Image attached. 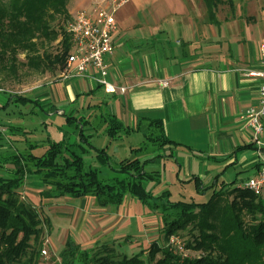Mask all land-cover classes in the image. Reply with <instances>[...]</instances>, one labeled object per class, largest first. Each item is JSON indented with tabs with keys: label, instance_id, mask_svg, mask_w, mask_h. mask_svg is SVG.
<instances>
[{
	"label": "crops",
	"instance_id": "crops-1",
	"mask_svg": "<svg viewBox=\"0 0 264 264\" xmlns=\"http://www.w3.org/2000/svg\"><path fill=\"white\" fill-rule=\"evenodd\" d=\"M116 21L109 80L128 91L114 94L111 109L131 127L141 122L147 129L150 120H161L167 137L179 144L159 151L172 162L170 169L164 162L161 180L168 173L184 183L199 180L201 190L217 183L214 190H219L222 183L228 188L256 177L264 152L254 147L242 115L259 104L264 83L261 75H249L264 72V0H223L215 17L208 15L204 0H130L118 9ZM80 81L96 89L81 78L59 76L31 98L52 119L63 116L60 104L75 115ZM9 102L7 94L0 95V108ZM62 134L61 140L70 135ZM74 134L71 129L73 140ZM224 164L240 169L231 181L224 179ZM131 198L119 208L100 207L93 197L78 203V210L74 203L72 210L83 216V227L74 234L78 244L89 249L104 238H120L118 227L132 219L127 218L134 207ZM69 227L63 228L66 237L74 233Z\"/></svg>",
	"mask_w": 264,
	"mask_h": 264
},
{
	"label": "trees",
	"instance_id": "trees-1",
	"mask_svg": "<svg viewBox=\"0 0 264 264\" xmlns=\"http://www.w3.org/2000/svg\"><path fill=\"white\" fill-rule=\"evenodd\" d=\"M204 1L208 5V15L215 17L223 0ZM68 3L69 0H0V69L13 73L19 55L25 53L28 68L47 72L56 65L61 75L72 50L71 37L65 27L57 30L54 24L61 17L69 19ZM54 41H57L58 52L41 54L39 47ZM100 90L111 96L113 102L114 94L106 93L101 87L85 95L98 98L96 93ZM7 95L9 103H32L45 111L38 100ZM110 101H92L77 108L75 115L62 114L76 139L70 140L71 133L60 141L47 138L49 147L41 155L33 153L38 144L27 139L13 140V145L7 149L0 142V264H39L43 218L32 204L20 198V189L28 177H34L46 187L41 192L46 199L93 197L100 207H120L129 196L136 198L160 213L165 239L187 231L190 238L186 241V248L201 252L199 258L181 261L179 256L155 241L147 251L129 256L105 242L83 249L70 236L60 253L62 264H264V200L249 190L238 188V183H233L229 189L222 183L221 188L214 190L210 200L204 203L172 201L169 190L155 196L146 183L161 182V172L149 169L161 155L145 160L124 158L114 167L107 148H96L91 144L99 119V115L92 114V111L104 103L110 106ZM85 107L89 109L86 115L81 113ZM56 110L51 108L52 112ZM106 115L102 121L107 124L111 140L122 133L142 130L141 122L137 128L126 126L111 109ZM6 125L12 133H32L24 132L20 125ZM145 137L143 144L131 148L132 154L179 145L167 137L161 120L149 121ZM18 141L23 148L17 146ZM90 149H94L93 160L113 173L103 177L99 168L87 167L85 155L91 152ZM216 185L204 187L203 191ZM196 187L201 188L199 180H196ZM226 192L233 198L224 199L226 203L221 206L220 200ZM45 221L51 234V220L46 218ZM145 252H148L147 260L143 257ZM159 254L161 257L158 258Z\"/></svg>",
	"mask_w": 264,
	"mask_h": 264
},
{
	"label": "rangeland",
	"instance_id": "rangeland-1",
	"mask_svg": "<svg viewBox=\"0 0 264 264\" xmlns=\"http://www.w3.org/2000/svg\"><path fill=\"white\" fill-rule=\"evenodd\" d=\"M110 5L111 4L109 0H69V3L67 5L69 19L67 18V16L61 17L55 22L54 25L57 30H60L62 26L66 28L68 22L72 20L78 12L84 10L92 11L96 6L110 8ZM63 18H65V20ZM39 48L41 54L47 52L54 55L58 52L57 41ZM55 66L56 65L52 66L54 69L48 70L47 72H44L41 69L28 68V66H26L25 53H21L19 55V62L16 65V71L11 73L10 70L0 69V95L12 94L15 96H24L26 98H35L40 89L47 87L51 83H55L56 80H58L60 72L58 70V67ZM77 86L80 87L79 89H81L80 91L82 92V96L77 101L78 109L84 104L87 105L92 101L93 103H97L99 100L108 102L112 100L110 99L111 96H106L103 90H100L96 93L98 95V98H90L85 95V93L89 92L90 90L87 86H85L84 83H82L81 81L77 82ZM13 99L14 98H12V100ZM111 103L113 102L110 101V106H108L107 103L101 104L100 107L92 111V114L99 115V119L97 124L95 125L96 132L95 136L91 139V144L96 148H107V152L111 155V163L112 165H114V167H116L117 163L124 158L138 157L141 160H145L148 158L160 156L159 151L153 149L148 150L146 153L137 155L132 154L131 148L138 147L146 141L145 133L147 132V129L145 128H142V130L140 131H132L130 134L122 133L123 135L121 134L117 139L111 140V138L107 134V124L106 122L102 121L104 117L107 118L106 114L110 112V109L112 107ZM59 106L62 109L60 113H62L63 115L67 116L72 114L69 113L70 111H67V107H65L64 104H60ZM86 111H89V109L86 107L84 109H81L82 114L86 115ZM46 112H48L46 108L45 111H42L39 105H33L32 103H28L26 105L10 103L6 109H0V142L4 144V148L7 149L9 145L12 146L13 140H19L23 137V140L27 139L29 141L37 143L38 146L33 150V153L36 155H41L49 147L47 138H50L52 141H60L63 135L62 132H66L67 135L71 133V129L65 123L66 121L63 116H58L52 119L50 116L45 115ZM6 120H9V122H6ZM7 123L9 125L14 124L13 126L20 125L24 127V132L28 131L32 133L22 134L20 131L12 133L10 127L6 125ZM124 124L128 126L126 122ZM132 128H137V126L133 124ZM75 139L76 136L74 140ZM70 140L74 141L73 137L70 138ZM17 146L23 148V145H21L19 141L17 142ZM90 151V153H86L85 155L87 167L99 168L103 171V177H106L107 173H113L109 168L106 169L105 167H102L98 163H96L93 160V157L95 155L94 149H90ZM158 159H160L158 164L150 166V170H159L160 172H164V162L166 163V168H169L170 164H172V162L168 161L167 158L163 159V156H160V158ZM225 168L228 172L224 179H227L229 181H231V178L234 179L236 173L240 171V169H235L232 166L226 167V165L224 164L223 169ZM203 180L205 184H210L209 180H206L204 178ZM146 185L147 188L151 190L155 196H159L161 193L169 190L171 192L170 199L172 201L185 200L195 201L197 203H204L209 201L213 195L214 190V188H210L206 191L197 189L194 181L184 183L179 179L169 178L168 173L164 175V178L160 183L156 184L154 182H147ZM231 186L232 184L229 183L228 189L231 188ZM217 187L215 189H218ZM44 189H46V187L41 185V183L37 179H35L34 177H28L24 186L20 189V198L22 201L32 204L39 211L41 217L43 218V232L41 238L42 250L39 264H62L59 253L60 248L63 247L62 245L70 236L78 244L74 234L75 232H79L83 227L82 213L80 212V215L77 216V212L72 210V207L74 206V203H76L78 206L75 205L74 207H76V210H78V203L84 202V200L89 197H62L56 199H46L41 194ZM227 198L228 200H231L233 196H229V193L226 192L223 196V199L220 200L221 206L225 205L226 200L224 199ZM129 200L134 201V207L130 211V215H127V218L132 217V219L128 220L129 223H127V221L125 220L122 226L118 227L117 232L121 235V237L117 239L107 237L98 241V243L105 242L106 244L115 246L118 252L126 253L127 255L132 256L134 254L143 252V250L147 251L151 244L155 241L159 242L161 246L168 248L169 243H171L170 240L172 237L176 236L184 243H186V241L190 238V235L187 231H180L177 234L171 235L168 239H165L164 234L162 233L164 224L160 213L151 210L149 206L143 204L136 198H131ZM86 202H89V200L87 199ZM95 204L97 205L96 201ZM51 216H54L53 218L56 222L54 224V233V226L51 220ZM63 216L69 217V219L71 220L70 227L69 219L65 218L66 220H64L60 218ZM46 218H49L51 220V234L49 232L50 228L48 224L46 223V221L44 222ZM135 221H137L139 225L138 223L135 225ZM66 227H69L72 232H74L73 234H68L67 237L66 233L62 234L64 230L63 228ZM61 234L62 236L61 238H59ZM95 244L97 243H94L93 247L95 246ZM80 246L83 249H86L82 245ZM44 249L47 250L49 254L48 256L43 255L42 251ZM186 253L188 259L199 258L201 256V252L198 250L187 249ZM147 254L148 252H145L143 254V257L146 260L148 259ZM159 257H161V254L158 255V258Z\"/></svg>",
	"mask_w": 264,
	"mask_h": 264
},
{
	"label": "built area",
	"instance_id": "built-area-1",
	"mask_svg": "<svg viewBox=\"0 0 264 264\" xmlns=\"http://www.w3.org/2000/svg\"><path fill=\"white\" fill-rule=\"evenodd\" d=\"M130 0H109L110 8L96 6L92 11L78 12L66 26L71 37L72 50L67 57L66 66L61 78L78 77L88 82L94 88L101 87L106 93H126L125 87H118L109 80V58L114 53L113 35L117 29L116 13L120 7ZM249 75H261L264 72H250ZM168 81H161L168 85ZM259 104L247 108L242 118L251 132V139L258 152H264V83L260 87ZM240 189H246L264 200V165L256 177L237 184ZM169 250L183 261L187 258L186 243L178 237H172ZM171 246V247H170ZM48 256L47 250L42 251Z\"/></svg>",
	"mask_w": 264,
	"mask_h": 264
}]
</instances>
